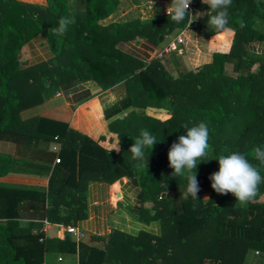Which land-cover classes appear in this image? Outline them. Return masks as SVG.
<instances>
[{
	"label": "trees",
	"instance_id": "1",
	"mask_svg": "<svg viewBox=\"0 0 264 264\" xmlns=\"http://www.w3.org/2000/svg\"><path fill=\"white\" fill-rule=\"evenodd\" d=\"M117 4L118 0H45V4L0 0V139L57 136L58 165L64 174L55 192L50 187L45 194L0 187V214L5 215L0 219V264H43L44 253L52 246L68 253L78 250V264H247V254L256 250L264 264V185L255 202L239 207L231 193H216L209 179L219 170L218 160L211 158L232 152L245 154L264 175V165L253 159V149L264 147V63L248 60L244 49L248 41L264 40L249 16L260 12L264 17V3L232 0L228 28L235 34L229 51L215 50L211 62L177 75L167 71L159 57L143 61L117 44L135 38L158 43L175 29L187 28L189 18L177 24L167 13H159L148 23L135 18L100 24ZM61 18L74 20L63 33L57 31ZM204 22L194 19L191 30L217 33ZM37 34L47 37L53 56L23 67L18 52ZM227 62L232 64L231 74L225 70ZM75 79L93 80L104 90L125 84V95L105 110L107 135L94 140L66 122L21 118V111L43 102L45 90ZM165 99L172 107L170 117L144 113L161 107ZM200 122L209 129L205 159L210 160L197 165L196 199L186 194V179L172 175L167 154L171 144L186 134L183 125ZM142 129L158 142L151 153L145 150L142 161L133 160L129 149ZM113 140L120 142V151L111 150L117 144ZM6 160L0 157L1 162ZM121 177L139 187L133 209L145 224L159 221L158 235L112 230L104 246L98 247L69 235L46 239L42 230L33 232L32 225L24 227L18 221V206L28 196L42 206L46 197L50 199L45 220L68 224L84 219L88 181L112 183ZM168 191L172 197L165 196ZM204 193L209 199L203 198ZM145 201L152 202L150 208ZM60 205L69 208L66 215L59 214Z\"/></svg>",
	"mask_w": 264,
	"mask_h": 264
},
{
	"label": "crops",
	"instance_id": "2",
	"mask_svg": "<svg viewBox=\"0 0 264 264\" xmlns=\"http://www.w3.org/2000/svg\"><path fill=\"white\" fill-rule=\"evenodd\" d=\"M38 4H45V0H22ZM264 3V0H255V4ZM171 0H118L116 8L109 16L99 20L100 24L110 22H126L138 18L143 23L154 20L159 13H166V8ZM255 5V6H256ZM211 14L208 5L198 3L195 8V19L201 25L208 21ZM253 29L264 33V17L260 12L250 14ZM243 23L247 17L243 18ZM230 29V28H229ZM234 31H221L215 34H204L190 29H175L166 34L162 41L152 43L144 38H135L119 42L117 46L135 57L149 61L169 45L176 48L160 57L162 64L172 74H180L212 60L213 52H228L234 38ZM181 37L182 42H178ZM245 57L261 60L264 63V40L255 39L246 42ZM166 55V58L164 56ZM53 56L49 41L44 34H37L26 42L18 52L19 64L23 67L32 63L47 60ZM164 58V59H163ZM231 66L230 62L225 63ZM123 84L124 93L118 99L112 101V89ZM125 95V84L120 82L104 90L93 80H72L59 86L50 87L42 93L43 102L21 111L20 116L26 119L32 116H40L48 119L66 122L73 128L94 140L101 134H108V122L104 117L105 110L110 108ZM115 140H113V145ZM61 144L57 136L30 140L28 138H4L0 139V157L7 159L0 161V187L31 192L47 193L49 187L55 192L59 189L63 172L59 168L56 157L60 158L58 149ZM117 182V183H115ZM115 183V184H114ZM130 181L127 177H121L112 183L100 180H89L86 185V218L74 223L50 222L45 220L46 209L52 206L49 198L43 200V206L33 196L31 200H23L18 206V221L27 227L32 225L33 232L42 230L46 239H62L69 235L65 231L67 225H74L85 233L81 240L88 246L103 247L112 230L136 235L140 230L158 235L160 233L159 221H151L145 224L135 216L129 214L127 206H135L137 197L132 196ZM124 189V190H123ZM119 193L120 199L112 200V195ZM32 194V193H31ZM115 195V194H114ZM207 197V196H206ZM205 197V198H206ZM204 198V196H203ZM3 204H0V207ZM244 207V206H243ZM134 210V209H133ZM69 208L60 205L59 214L66 215ZM2 212V211H1ZM5 215L0 214V219ZM259 251H254L259 257ZM246 256V263L260 264L259 259ZM254 255V256H255ZM255 256V257H256ZM78 250L68 253L59 251L52 246L44 253L43 264H78ZM103 264H109L107 262Z\"/></svg>",
	"mask_w": 264,
	"mask_h": 264
},
{
	"label": "clouds",
	"instance_id": "3",
	"mask_svg": "<svg viewBox=\"0 0 264 264\" xmlns=\"http://www.w3.org/2000/svg\"><path fill=\"white\" fill-rule=\"evenodd\" d=\"M191 0H171L167 6L166 13L168 18L177 24L184 22L186 17L193 16L189 12ZM201 3L208 5L211 13L208 17V28L216 32L229 31L228 28V9L232 5V0H201ZM193 20L188 21L189 25ZM71 18H61L57 31L63 33L69 24L73 23ZM186 134L178 137L173 142L167 154L169 167L173 169L174 177H184L187 181L186 194L197 199L199 184L197 180V165L200 162H207L210 149L209 129L205 122L188 126L183 125ZM156 137L147 129H142L134 139V144L129 149L133 160L142 161L145 150L152 152L157 143ZM160 142V141H159ZM118 142L111 150L120 151ZM253 159L264 165V147L256 146L253 149ZM149 158V156H148ZM211 159L218 160L219 170L212 173L209 177L212 189L220 194L231 193L236 203L234 206H246L255 202L260 187L264 185V175L261 174L260 167L251 162L243 153L232 152L221 154ZM209 199V198H205Z\"/></svg>",
	"mask_w": 264,
	"mask_h": 264
},
{
	"label": "rangeland",
	"instance_id": "4",
	"mask_svg": "<svg viewBox=\"0 0 264 264\" xmlns=\"http://www.w3.org/2000/svg\"><path fill=\"white\" fill-rule=\"evenodd\" d=\"M164 58H166V55L164 56ZM163 58V59H164ZM225 70H226V72L228 73V74H231L230 72H231V66H226V68H225ZM112 91V96H113V100L112 101H115L116 99H118L119 98V96L120 95H122L123 93H124V86H123V84H121V85H118V86H116V87H113V89L111 90ZM116 103V102H115ZM160 106L161 107H159V108H147V109H144V113H147V114H149V115H152V116H155V117H158V118H161V119H166V118H168V117H170V111H171V109H172V107L169 105V103H168V100L167 99H165L161 104H160ZM137 111H138V109H137ZM126 113H127V111H125V113H124V115H126ZM115 143H117L116 142V140H115ZM130 181V180H129ZM129 185H131L130 187L132 188V190L133 191H130V193L132 194V196H134L135 194H137L138 193V191L140 190L139 189V187L138 186H134L132 183H131V181H130V184ZM124 190V189H123ZM114 191V190H113ZM115 194V195H114ZM114 194L112 195V200L113 201H116V199H120V197H117V195H116V193H115V191H114ZM165 196H167V197H172V192H170V191H168L167 193H165ZM203 196H204V198L207 196V193H204L203 194ZM136 203H137V200H136ZM135 203V204H136ZM132 205H134V204H132ZM132 205H130V206H127L128 208L127 209H129V214L132 216H135L136 218H137V216H138V213H137V211H135V210H133V209H131V207H132ZM151 205H152V202L151 201H145L144 202V206H146L147 208H150L151 207ZM132 216V217H133ZM250 257L251 258H253V259H259V257H257L255 254V256L253 255V253L252 252H250ZM259 262H260V260H259ZM249 264V263H248Z\"/></svg>",
	"mask_w": 264,
	"mask_h": 264
},
{
	"label": "built area",
	"instance_id": "5",
	"mask_svg": "<svg viewBox=\"0 0 264 264\" xmlns=\"http://www.w3.org/2000/svg\"><path fill=\"white\" fill-rule=\"evenodd\" d=\"M195 4H196V0H191L190 7H189V12H190L191 15H193V16H188V18H189L188 21H190V20H193V21H194V19H195V10H194V6H195ZM193 21H192V23H191L190 25H189V23H187V24H188V27L185 28V29H190V30H191V27H192V25H193ZM178 42H182L181 37H178ZM175 48H176V46H174V45H169L168 47L164 48V49H163V50L157 55V57L160 58V57L163 55V53H168V52L174 50ZM55 161H56L57 163L60 162L58 157H56V160H55ZM65 231H66L68 234L74 236L75 240H77V241H78V240H82V239L85 237V233H84L82 230H80L79 228H77L76 226H74V225H67V226L65 227Z\"/></svg>",
	"mask_w": 264,
	"mask_h": 264
},
{
	"label": "water",
	"instance_id": "6",
	"mask_svg": "<svg viewBox=\"0 0 264 264\" xmlns=\"http://www.w3.org/2000/svg\"><path fill=\"white\" fill-rule=\"evenodd\" d=\"M116 195L119 196V193L117 192Z\"/></svg>",
	"mask_w": 264,
	"mask_h": 264
}]
</instances>
